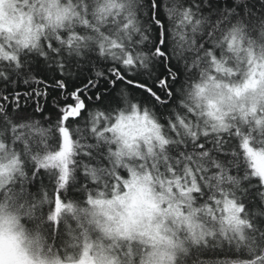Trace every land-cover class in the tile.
I'll list each match as a JSON object with an SVG mask.
<instances>
[{
  "label": "snow or ice",
  "instance_id": "obj_1",
  "mask_svg": "<svg viewBox=\"0 0 264 264\" xmlns=\"http://www.w3.org/2000/svg\"><path fill=\"white\" fill-rule=\"evenodd\" d=\"M0 264H264V0H0Z\"/></svg>",
  "mask_w": 264,
  "mask_h": 264
}]
</instances>
